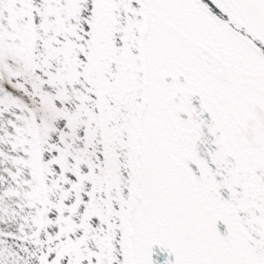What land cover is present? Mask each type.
I'll use <instances>...</instances> for the list:
<instances>
[{"label": "snow or ice", "instance_id": "obj_1", "mask_svg": "<svg viewBox=\"0 0 264 264\" xmlns=\"http://www.w3.org/2000/svg\"><path fill=\"white\" fill-rule=\"evenodd\" d=\"M0 264H264V0H0Z\"/></svg>", "mask_w": 264, "mask_h": 264}]
</instances>
